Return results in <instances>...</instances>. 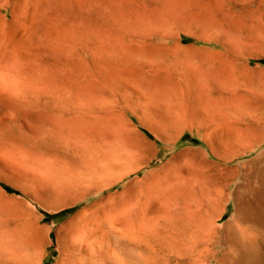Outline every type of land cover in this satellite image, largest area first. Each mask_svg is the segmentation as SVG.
<instances>
[{"label":"rangeland","instance_id":"1","mask_svg":"<svg viewBox=\"0 0 264 264\" xmlns=\"http://www.w3.org/2000/svg\"><path fill=\"white\" fill-rule=\"evenodd\" d=\"M259 117L264 0H0V264H123L126 244L147 264L167 225L185 257L204 216L221 238L236 204L196 172ZM98 174L117 183L98 191ZM249 196L243 264H264Z\"/></svg>","mask_w":264,"mask_h":264},{"label":"bare ground","instance_id":"2","mask_svg":"<svg viewBox=\"0 0 264 264\" xmlns=\"http://www.w3.org/2000/svg\"><path fill=\"white\" fill-rule=\"evenodd\" d=\"M236 80H237V78H236ZM262 117H259L257 119L255 118L257 122L259 121L261 123V125L259 124L260 126L255 127V125H256L255 124L254 125L255 128H252L253 125L251 128L250 127L245 128L246 130L248 129L247 130L248 132L244 131L245 129H243V128L238 129L239 132H238L237 138H239V147L236 149L234 148V151L231 152V154H228V155L213 154L214 158L216 159L215 161L208 162V159H205V162H208V166L206 165L207 163L205 164V166H207V168L203 167L206 169V171H198L197 170L198 173L196 172L197 176H199V178L203 182V183L199 184L200 187L201 186L203 187L205 185L206 187L208 186V187L212 188V190L209 189V195H211L209 197H212V193L217 194L213 198L214 202L216 201V202L221 203V201L224 198L223 195L226 191L227 195L236 204L235 211H234V214H233L231 220L225 224V228H224L225 232H224L223 236L221 238H214V239L212 238L213 233H215V228L213 227V222H212V220H210L209 217L204 216L201 221H197V220H194L192 218H189L185 223L186 228L179 235V237H182L185 241H187L189 243V252L187 253L186 256L184 255L185 257H183L182 254H178L177 256L172 257V252H174L175 249L172 246V242H171L172 240H170V239L177 232L173 231L174 229L172 226L167 225L164 228V237H165L164 242L165 243H164V250H163L162 257H160L159 260H156L157 258H155V260H153V261H151V263H147V264H182L183 262H193L194 264H198V263H200L199 262L200 259L206 261L204 264H211L210 263L211 262L210 256L212 253L210 252V250L213 251L215 247H221V251H220L221 255L218 258L216 257L217 258L216 264H243V260H245L243 258V246H244L243 237H249L252 241L254 240L252 238L256 237L255 236L256 234L252 232L254 229L250 230V229L245 228L246 225L244 223L247 221L248 215H245V213L243 212V205L244 206L247 205V203H248L247 197L251 198L249 196V193L250 194L251 193H253V194H257V193L264 194V120L262 119ZM253 122H254V119H253ZM252 124H254V123H252ZM246 126H247V124L245 125V127ZM249 126H250V124H249ZM234 147H235V145H234ZM253 152H255V155L253 157H251L250 159H248L246 161H243V160L239 161L238 160V159L242 158L243 156H245L247 154H251ZM245 157H247V156H245ZM120 158H122L121 155L120 156L113 155V157H111L110 159L108 158L109 159L108 162L110 164L108 167H110V166L113 167L112 164L119 161ZM236 160H238V161H236ZM201 168L202 167H200V169ZM114 169H115V167H114ZM123 169L124 170L122 172V175H125V174L131 172L132 167H125ZM205 169H202V170H205ZM199 172H200V174H199ZM101 174H98L94 177L88 176L90 178V179L89 178L88 179L91 182L96 181V183L97 182L99 183L98 188H97L98 191H100L101 189H103L105 187H112L113 185H115L117 183L116 180H110L107 182L101 181L102 180ZM199 182H200V180H199ZM199 182H197V183H199ZM256 183L260 184L259 189H258V187L255 186ZM202 184H204V185H202ZM205 186H204V188H205ZM206 194L208 195V192ZM244 198H245V200H247L246 202L244 201ZM263 199H264V197H263ZM201 201H203V200H201ZM210 202H208V204ZM261 203H262V201H261ZM203 204H204V202H203ZM255 204H258V203H255ZM259 204H260V201H259ZM251 206H252V208H254L252 204H251ZM208 208H210V211H213V208H215V206H213L212 204H209ZM255 208L253 209L254 211L257 210V208L256 209ZM203 211H205V210L203 209ZM247 211H249V210L247 209ZM250 211L252 212V210H250ZM251 220H253V219H251ZM251 220H250V222H252ZM253 224H254V222H253ZM254 225H256V224H254ZM253 242H255V241H253ZM256 242H257V240H256ZM256 242H255V244H256ZM199 246L204 247V249L206 248L208 253L205 252L206 254H204V255L202 253H200ZM251 247H252V245H251ZM134 250H135V248L133 246L127 245V244L125 245V247L123 248V252H122L123 261H124L123 264H146L144 262H135L134 261V259L132 257ZM248 261L246 260V263H244V264H248L247 263ZM251 263H252V261H251ZM251 263H249V264H251Z\"/></svg>","mask_w":264,"mask_h":264}]
</instances>
